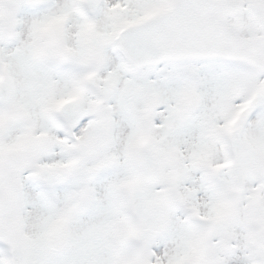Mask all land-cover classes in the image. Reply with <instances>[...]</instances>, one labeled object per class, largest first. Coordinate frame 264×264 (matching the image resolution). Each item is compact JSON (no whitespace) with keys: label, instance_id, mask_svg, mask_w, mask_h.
<instances>
[{"label":"snow or ice","instance_id":"snow-or-ice-1","mask_svg":"<svg viewBox=\"0 0 264 264\" xmlns=\"http://www.w3.org/2000/svg\"><path fill=\"white\" fill-rule=\"evenodd\" d=\"M0 264H264V0H0Z\"/></svg>","mask_w":264,"mask_h":264}]
</instances>
